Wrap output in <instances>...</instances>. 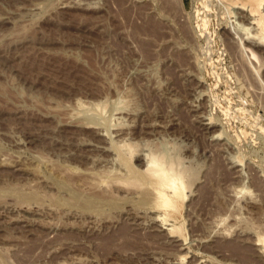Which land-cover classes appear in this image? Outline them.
I'll return each mask as SVG.
<instances>
[{"label":"rangeland","instance_id":"obj_1","mask_svg":"<svg viewBox=\"0 0 264 264\" xmlns=\"http://www.w3.org/2000/svg\"><path fill=\"white\" fill-rule=\"evenodd\" d=\"M234 1L0 0V264H264V49ZM148 154L176 212L127 184Z\"/></svg>","mask_w":264,"mask_h":264},{"label":"bare ground","instance_id":"obj_2","mask_svg":"<svg viewBox=\"0 0 264 264\" xmlns=\"http://www.w3.org/2000/svg\"><path fill=\"white\" fill-rule=\"evenodd\" d=\"M264 0H236V1H234L236 4H240V6H241V9H242V11H244L246 14H244L243 15V12H242V17L240 16V18H244L246 21H252V23L253 24H255L253 21H255V22H257L258 23V29L260 30L259 31V33L257 34V33H254V38H253V35L251 36V38H249V36H248V38L250 39V40H253V39H255V41L253 40V41H249V42H247V45H246V47L251 51H253L254 50V48L255 49H257V48H263L264 49V15L262 14V15H259L258 14V8H259V4H262L261 2H263ZM237 8H238V6H237ZM240 8V7H239ZM240 10V9H239ZM262 10V9H261ZM260 12V11H259ZM241 13V12H240ZM260 16V17H258L257 19H255L254 17H255V15H257V14ZM241 15V14H240ZM257 15V16H258ZM256 16V17H257ZM244 20V21H245ZM245 21V22H246ZM247 22V23H248ZM250 24H251V22H250ZM248 25V24H247ZM256 25V24H255ZM256 31H258V30H256ZM250 34V33H249ZM255 34H256V36H255ZM258 35V36H257ZM222 38H223V36H222ZM253 38V39H252ZM256 39L258 40L257 42H256ZM225 40V39H224ZM234 40V39H233ZM245 40H247V39H245ZM242 41V40H241ZM228 42V41H227ZM243 43V42H242ZM228 44V43H227ZM229 46H230V44H229ZM232 46V45H231ZM230 46V47H231ZM243 46V45H242ZM240 47V46H239ZM253 48V49H252ZM247 49V50H248ZM248 50V51H249ZM260 50V49H259ZM251 51V56L252 57H255V55L253 54V52ZM255 52V51H254ZM250 53V52H249ZM261 53V52H260ZM259 55V54H258ZM263 56V55H262ZM256 57H257V55H256ZM254 59V58H253ZM255 60V59H254ZM257 60V59H256ZM208 128V127H207ZM131 151V150H130ZM129 151V152H130ZM131 153V152H130ZM131 155V154H130ZM139 156V155H138ZM137 156V157H138ZM142 156V155H141ZM144 157H136L135 159L139 162V164L140 165H142V170L141 171H139L137 174H138V178H133V179H130L131 181L129 182L128 181V183H127V181L126 182H124L125 184L127 183V184H132V186H136L137 185V187H139V189L140 190H142L143 189V195H145V192L147 193V191H151V189L152 190H154V191H156V190H159L160 188H164V189H160L159 191H161V190H163L162 192H164V190H166V192L169 190L170 191V195H172V198H171V196L170 197H168V202H166V204H164V202H162L165 206H166V208H169V209H173L174 211L176 210L175 209V202L177 201L176 199H183V190H185V188H184V186H186V185H184V183H183V181L181 180L182 179V177L183 176H181V175H183V174H181L178 170L176 171L174 168H173V166L175 165V164H173V162H166L164 159H162L161 157V159L160 158H158V156L156 157L155 155H153V154H148V155H143ZM135 160V161H136ZM164 160V161H163ZM179 164V163H178ZM140 167V166H139ZM177 169V168H176ZM130 170V169H129ZM136 171H138L137 169H136ZM135 173V172H134ZM134 175V174H133ZM135 176V175H134ZM133 176V177H134ZM131 177V176H130ZM123 180V179H122ZM123 182V181H122ZM118 184V183H117ZM122 184V183H121ZM127 184L126 185H124V186H127ZM134 184V185H133ZM130 185H128V187H129ZM132 186H130V187H132ZM134 186V187H135ZM144 186H149V189H148V187H147V189L148 190H146V189H144L145 187ZM134 187H132V188H134ZM150 187H151V189H150ZM167 188V189H166ZM135 190H137L138 191V189L135 187L134 188ZM158 191V192H159ZM168 191V192H169ZM139 193L140 194H142L140 191H139ZM152 193H154V192H151L150 194H152ZM159 193H161V192H159ZM158 193V194H159ZM150 194H148L149 196H150ZM147 195V196H148ZM153 195H155V197L157 196V194H153ZM166 195H167V193H166ZM165 195V196H166ZM146 196V195H145ZM161 197H162V195H160ZM159 196V197H160ZM168 196V195H167ZM150 198V197H149ZM165 198V197H164ZM157 199V198H156ZM156 199H154V200H152V201H156ZM160 200V199H159ZM158 200V201H159ZM163 200H165V199H163ZM158 201H156L155 203H157ZM162 201V200H161ZM160 201V202H161ZM180 201V200H179ZM149 202H151V200L149 201ZM153 203V202H152ZM152 203H149L150 205H153ZM161 203V204H162ZM164 206V207H165ZM165 208V209H166ZM155 209V208H154ZM164 209V210H165ZM169 209H167V211L169 210ZM173 211V212H174ZM176 212V211H175ZM167 220V219H166ZM171 221V220H170ZM168 222V221H167ZM174 224V223H173ZM173 224H172V226H173ZM26 232V231H25ZM172 234L173 233H177V231L175 230V228H173V229H171V231H170ZM177 237V236H176ZM177 241V240H176ZM180 249V248H179Z\"/></svg>","mask_w":264,"mask_h":264}]
</instances>
